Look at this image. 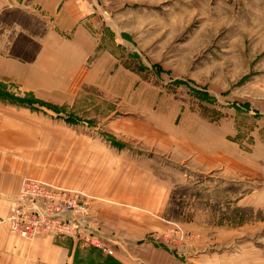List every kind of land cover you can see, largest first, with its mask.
Instances as JSON below:
<instances>
[{
    "label": "rangeland",
    "instance_id": "1",
    "mask_svg": "<svg viewBox=\"0 0 264 264\" xmlns=\"http://www.w3.org/2000/svg\"><path fill=\"white\" fill-rule=\"evenodd\" d=\"M32 1L0 10V42L21 57L46 30ZM95 1L79 75L70 61L39 72L56 90L44 102L0 89L38 108L45 160L141 203H113L136 242L96 231L106 254L69 239L73 264H264V0Z\"/></svg>",
    "mask_w": 264,
    "mask_h": 264
},
{
    "label": "crops",
    "instance_id": "2",
    "mask_svg": "<svg viewBox=\"0 0 264 264\" xmlns=\"http://www.w3.org/2000/svg\"><path fill=\"white\" fill-rule=\"evenodd\" d=\"M5 3L7 0H0V10ZM96 6L95 0H33L32 5L25 9L38 15L46 29L37 39L38 53L34 60L23 61L10 55L9 42H0V89L12 86L17 95H29L40 101L43 99L40 93H54L56 90L38 87L39 72L43 74L48 70L53 71L54 66L56 70H63L65 68H62L61 62L70 61L73 67L66 75H79L92 49L90 38L82 37L83 26L85 21L93 20L90 17L91 11ZM3 96L0 93V264L74 263L71 256L75 243L69 239L45 235L26 241L9 232L6 221L9 213L8 199L17 193L19 182L24 176L82 192L90 202V225L100 232L101 237L119 245L121 250L136 242L132 239L136 237L128 236L130 224L125 226L128 215L113 203L119 201V205L128 208L131 207L129 202L134 200V204L140 205L135 200L137 197H124L119 194L118 188L102 187L95 180L91 169L77 170L72 167L66 170L45 160L42 145H36L41 144L42 139L38 108L31 104L8 103L1 99ZM107 137L117 140L112 135ZM82 189H85L84 192ZM150 204L155 209L159 208V202L154 199ZM61 239L70 242L67 244ZM131 259L118 256L112 261L136 264L135 259Z\"/></svg>",
    "mask_w": 264,
    "mask_h": 264
},
{
    "label": "built area",
    "instance_id": "3",
    "mask_svg": "<svg viewBox=\"0 0 264 264\" xmlns=\"http://www.w3.org/2000/svg\"><path fill=\"white\" fill-rule=\"evenodd\" d=\"M17 193L8 199V230L26 241L38 236L71 239L83 246H94L106 254L112 250L101 244V237L90 225L88 197L30 176L21 178Z\"/></svg>",
    "mask_w": 264,
    "mask_h": 264
},
{
    "label": "trees",
    "instance_id": "4",
    "mask_svg": "<svg viewBox=\"0 0 264 264\" xmlns=\"http://www.w3.org/2000/svg\"><path fill=\"white\" fill-rule=\"evenodd\" d=\"M12 56H14V57H16V58H18V59H21V60H23V61H32V60H34V57H35V54H33L32 56H30V57H21L20 55H17V54H14V53H10ZM120 147V146H119Z\"/></svg>",
    "mask_w": 264,
    "mask_h": 264
}]
</instances>
